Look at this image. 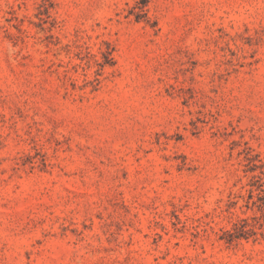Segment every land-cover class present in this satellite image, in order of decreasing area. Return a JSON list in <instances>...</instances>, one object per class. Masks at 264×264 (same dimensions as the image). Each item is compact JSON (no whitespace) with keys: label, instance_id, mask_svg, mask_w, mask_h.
Returning a JSON list of instances; mask_svg holds the SVG:
<instances>
[{"label":"rangeland","instance_id":"rangeland-1","mask_svg":"<svg viewBox=\"0 0 264 264\" xmlns=\"http://www.w3.org/2000/svg\"><path fill=\"white\" fill-rule=\"evenodd\" d=\"M0 264H264V0H0Z\"/></svg>","mask_w":264,"mask_h":264}]
</instances>
